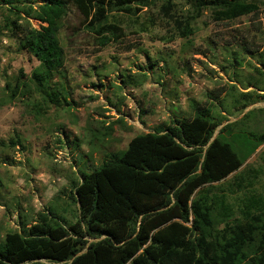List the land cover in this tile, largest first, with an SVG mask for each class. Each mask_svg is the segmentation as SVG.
<instances>
[{
	"label": "rangeland",
	"instance_id": "1",
	"mask_svg": "<svg viewBox=\"0 0 264 264\" xmlns=\"http://www.w3.org/2000/svg\"><path fill=\"white\" fill-rule=\"evenodd\" d=\"M199 1L173 0L168 15L163 2L134 6L135 15L115 13L109 23L118 31L106 34L110 42L104 47L69 6L59 33L65 65L53 76L69 106L41 114L28 98L9 97L6 85L21 73L30 77L39 63L4 30L7 19L19 16L0 2V242L21 222L39 221L49 210L75 222L68 192L80 173L124 151L134 137L188 117L191 101L212 108L217 120L224 115L223 125L244 120L240 128L264 133V0H246L257 10L235 21H216L206 10L192 25L194 35L181 38L174 20L193 15ZM22 17L20 24L39 28ZM245 171L243 189L231 187ZM215 187L239 217L249 192L264 195V145Z\"/></svg>",
	"mask_w": 264,
	"mask_h": 264
},
{
	"label": "trees",
	"instance_id": "2",
	"mask_svg": "<svg viewBox=\"0 0 264 264\" xmlns=\"http://www.w3.org/2000/svg\"><path fill=\"white\" fill-rule=\"evenodd\" d=\"M0 2L19 16L7 19L4 30L39 63L30 77L21 73L14 85H6L9 97L28 98L40 114L69 106L64 89L53 81L65 65L59 33L69 6L79 10L102 47L110 42L106 34L118 31L109 23L113 14L135 15L134 6L158 2L166 15L173 8V0ZM206 10L225 22L253 14L257 6L200 0L193 15L174 20L181 38L194 35L192 25ZM22 16L39 28L20 24ZM190 109L188 117L134 137L124 151L81 172L68 192L75 222L54 210L34 223L21 222L19 231L0 242V264H264V195L249 192L236 217L226 193L215 192V184L238 172L264 145V133L240 128L244 120L223 125L227 118L217 120L206 104L191 101ZM246 181L248 171L235 176L231 187L241 190Z\"/></svg>",
	"mask_w": 264,
	"mask_h": 264
}]
</instances>
